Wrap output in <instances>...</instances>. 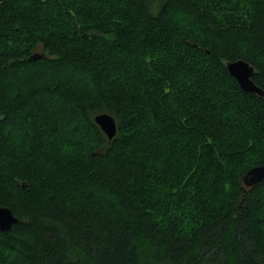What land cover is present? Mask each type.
Returning a JSON list of instances; mask_svg holds the SVG:
<instances>
[{"label":"trees","instance_id":"trees-1","mask_svg":"<svg viewBox=\"0 0 264 264\" xmlns=\"http://www.w3.org/2000/svg\"><path fill=\"white\" fill-rule=\"evenodd\" d=\"M238 59L264 90V0H0V264H264Z\"/></svg>","mask_w":264,"mask_h":264},{"label":"water","instance_id":"water-1","mask_svg":"<svg viewBox=\"0 0 264 264\" xmlns=\"http://www.w3.org/2000/svg\"><path fill=\"white\" fill-rule=\"evenodd\" d=\"M40 54L34 53L30 58L36 59ZM225 67L229 75L237 82L241 90L253 93L264 98V90L254 83V67L243 59L226 61ZM94 122L100 127L106 137L111 140L116 135V120L108 113H98L94 116ZM264 181V164L253 166L247 169L240 177L239 183L244 187L252 188L257 183ZM18 221L10 208L0 206V231H8Z\"/></svg>","mask_w":264,"mask_h":264},{"label":"rangeland","instance_id":"rangeland-1","mask_svg":"<svg viewBox=\"0 0 264 264\" xmlns=\"http://www.w3.org/2000/svg\"><path fill=\"white\" fill-rule=\"evenodd\" d=\"M41 51H42V50H41L40 47L36 49V52H38V53L41 52Z\"/></svg>","mask_w":264,"mask_h":264}]
</instances>
